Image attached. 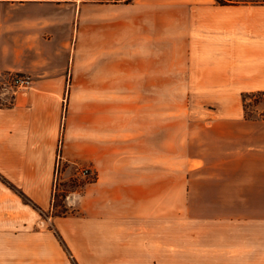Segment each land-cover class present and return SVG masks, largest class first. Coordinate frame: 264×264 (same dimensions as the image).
<instances>
[{"label": "crops", "instance_id": "0c3cea01", "mask_svg": "<svg viewBox=\"0 0 264 264\" xmlns=\"http://www.w3.org/2000/svg\"><path fill=\"white\" fill-rule=\"evenodd\" d=\"M11 73L32 86L3 91ZM259 90L264 0H0V174L15 187L0 178V264H264V208L229 170L264 142L212 144L225 158L194 216L188 171L205 158L173 155V123H248L242 94ZM59 159L95 180L78 212L44 217L16 189L50 210Z\"/></svg>", "mask_w": 264, "mask_h": 264}, {"label": "rangeland", "instance_id": "374dc122", "mask_svg": "<svg viewBox=\"0 0 264 264\" xmlns=\"http://www.w3.org/2000/svg\"><path fill=\"white\" fill-rule=\"evenodd\" d=\"M173 78L176 76L173 75ZM66 97V96H65ZM258 103L254 101L250 102L251 105L248 108V112L251 120L245 122L243 120L237 121H217L215 122L214 130L212 127V119H208L202 115L189 114L187 120V142L184 141L183 132L186 129L184 121L173 123V155L174 154H187V156L195 157L201 156L205 158V166L200 169L195 168L199 162L192 161V166L188 171L190 178L188 190L189 200L191 203L192 214H201V206L205 200L200 197V193H208L211 190L210 180L208 177L212 175L214 171H217V167H212V161H218L225 158L218 150L211 151L212 144H217L221 149L226 145L243 146V131H251V145L260 144L264 142V123L262 116L264 115V100L259 99ZM65 103V102H64ZM211 113V111H208ZM182 132V136L180 135ZM258 146V145H257ZM205 148L204 150L202 148ZM203 150V151H202ZM241 152H236L235 156L229 157L232 161L233 168H229L230 174L237 177H245V185H236L232 190L237 192H246V195L250 194V199L245 201V205L252 209V212L258 208H264V152H254L250 156H242ZM86 165L72 166L62 159L56 166L55 174V196H53V208L48 210V214H63L75 213L79 209L72 203L74 197H78L84 190L86 183L95 180V176L83 177L79 174V170ZM1 175V174H0ZM206 177L209 183L202 180ZM240 204L239 201L236 202ZM243 205V204H242ZM260 206V207H259Z\"/></svg>", "mask_w": 264, "mask_h": 264}, {"label": "trees", "instance_id": "16d2710c", "mask_svg": "<svg viewBox=\"0 0 264 264\" xmlns=\"http://www.w3.org/2000/svg\"><path fill=\"white\" fill-rule=\"evenodd\" d=\"M264 100V90H259V91H252V92H245L242 94V100H243V109H244V115L246 119L250 118L249 112H248V108L251 105L250 102L254 101V103H258L259 101L257 100ZM262 119L264 120V115L262 116ZM0 178L2 179V181L4 183H6L8 186L15 188L13 184H11V182H9L5 177H3L2 175H0ZM16 191L22 196V198L25 200L26 203L31 204L35 209H37L44 217H48L50 216L48 214V211L44 210L42 207H40L38 204H36L33 200H31L27 195H25L23 192H21L20 190ZM53 196H55V190H54V194ZM54 198V197H53ZM54 200V199H53ZM54 204L52 202V206L51 209L53 208ZM53 216H65L67 215V213H63V214H52ZM54 232L57 234L58 238L60 239V241L62 243H64V240L61 236V234L55 229Z\"/></svg>", "mask_w": 264, "mask_h": 264}, {"label": "built area", "instance_id": "2783aa9c", "mask_svg": "<svg viewBox=\"0 0 264 264\" xmlns=\"http://www.w3.org/2000/svg\"><path fill=\"white\" fill-rule=\"evenodd\" d=\"M33 84V78L28 74L11 73L8 75L5 83L2 84V90H10L14 94L28 90ZM79 174L83 177H92L93 170L90 167H83L79 170Z\"/></svg>", "mask_w": 264, "mask_h": 264}]
</instances>
